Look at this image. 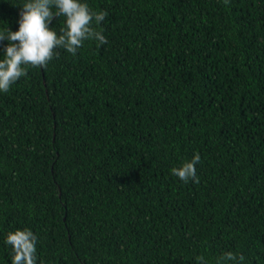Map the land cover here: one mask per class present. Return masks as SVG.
Listing matches in <instances>:
<instances>
[{"label":"trees","instance_id":"trees-1","mask_svg":"<svg viewBox=\"0 0 264 264\" xmlns=\"http://www.w3.org/2000/svg\"><path fill=\"white\" fill-rule=\"evenodd\" d=\"M83 2L107 43L0 92V264L18 229L37 264H264V0ZM196 154L198 183L171 174Z\"/></svg>","mask_w":264,"mask_h":264},{"label":"clouds","instance_id":"clouds-1","mask_svg":"<svg viewBox=\"0 0 264 264\" xmlns=\"http://www.w3.org/2000/svg\"><path fill=\"white\" fill-rule=\"evenodd\" d=\"M225 4L229 0H224ZM53 8L55 10H53ZM19 12V27L12 31L9 27L0 31V47L3 59H0V92L7 93L20 78L26 77L28 68H46L57 55V49H64L76 56L85 42L95 41L98 46L107 43L99 25L107 16L106 11H93L83 0H27ZM58 17L65 18V25L58 35L52 29V22ZM7 41L4 46L3 42ZM200 156L173 167L171 174L187 183H198L199 177L195 165ZM38 237L30 229L9 232L6 243L12 248L11 264H37ZM198 264H209L200 255ZM244 264L245 256L231 251L216 259V264Z\"/></svg>","mask_w":264,"mask_h":264}]
</instances>
